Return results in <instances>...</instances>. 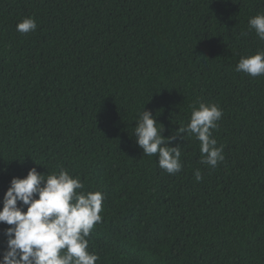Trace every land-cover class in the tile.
<instances>
[{"label":"trees","instance_id":"16d2710c","mask_svg":"<svg viewBox=\"0 0 264 264\" xmlns=\"http://www.w3.org/2000/svg\"><path fill=\"white\" fill-rule=\"evenodd\" d=\"M258 13L264 0H0V209L13 177L64 169L105 195L96 264H264V75L235 70L264 50ZM25 17L35 31H17ZM200 103L223 112L225 158L178 138L168 174L136 123L151 111L168 137Z\"/></svg>","mask_w":264,"mask_h":264},{"label":"clouds","instance_id":"9594fccd","mask_svg":"<svg viewBox=\"0 0 264 264\" xmlns=\"http://www.w3.org/2000/svg\"><path fill=\"white\" fill-rule=\"evenodd\" d=\"M249 30L264 41V13L250 18ZM37 29L34 18L25 17L17 31ZM251 77L264 75V50L242 57L235 69ZM223 115L216 104L192 106L189 122L172 135H163L164 126L151 111L143 110L135 126V142L147 156L158 155L159 167L168 174L182 169L180 145L170 146L178 138L195 137L200 142L202 163L216 167L224 160L223 147H217L212 131ZM195 179H202L195 171ZM78 177L61 169L58 174H42L33 167L26 177H13L3 197L0 223L7 227L5 245L0 249V264H96L100 257L89 252L90 235L102 221L104 193L82 192Z\"/></svg>","mask_w":264,"mask_h":264}]
</instances>
